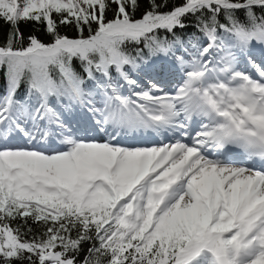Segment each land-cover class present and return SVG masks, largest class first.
Segmentation results:
<instances>
[{"label":"snow or ice","instance_id":"obj_1","mask_svg":"<svg viewBox=\"0 0 264 264\" xmlns=\"http://www.w3.org/2000/svg\"><path fill=\"white\" fill-rule=\"evenodd\" d=\"M0 264H264V0H0Z\"/></svg>","mask_w":264,"mask_h":264}]
</instances>
